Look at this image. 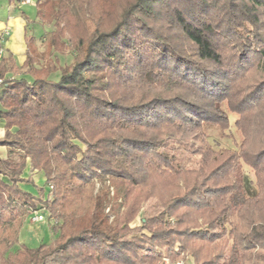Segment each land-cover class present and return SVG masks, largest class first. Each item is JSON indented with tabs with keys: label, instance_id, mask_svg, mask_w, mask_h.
Segmentation results:
<instances>
[{
	"label": "trees",
	"instance_id": "1",
	"mask_svg": "<svg viewBox=\"0 0 264 264\" xmlns=\"http://www.w3.org/2000/svg\"><path fill=\"white\" fill-rule=\"evenodd\" d=\"M94 2L38 0L36 22L54 27L43 42L50 50L41 52L31 35L25 40L26 60L20 69L5 51L0 58V123L5 128L0 147L9 149L7 159L0 157V264H164L165 260L188 264L190 258L200 262L202 256L192 251L191 241H205L209 232L198 229L199 222L208 231L221 226L229 209L254 206L260 193L248 175L236 177L232 186L236 193L230 199H226L231 194L228 187L199 189V181L190 186L183 173L173 169L177 162L172 151L205 121L228 122L221 109L224 104L231 112L245 110L244 103H233L240 96L234 89V72L255 61L264 64L260 32L264 0H129L109 28L106 21L113 10L102 6L97 13ZM81 22L86 26L82 35L76 32ZM65 33L73 41L74 58L70 65L59 67L54 55L65 54L60 47ZM221 38L238 48V57L226 68ZM254 44L260 47L255 50ZM148 50L161 58L152 61ZM134 61L137 77L128 83L123 73ZM21 70L22 77L17 78ZM191 70L219 90L206 91L191 79ZM57 73L59 79L52 80ZM263 97L264 83L244 99H249L248 107H258ZM182 108L204 112L206 117L183 124L165 113ZM126 115L132 121H124ZM178 135L185 138L178 140ZM160 149L167 151L161 154ZM241 158L257 174L264 172V150L243 153ZM28 161L43 173L49 187L41 206L20 187ZM226 164L214 176L232 169ZM144 173L153 179L150 187L151 178L142 179ZM107 179L115 186L116 200L123 198L129 207L115 225L104 213L111 203L108 189L95 193V180ZM151 200L159 204L158 214L142 218L141 227H132L141 204ZM42 209L50 214L56 240L14 251L27 215ZM261 213L253 212L248 236L238 242L241 249L235 246L227 256L201 264H248L245 254L264 249ZM172 217L175 225L169 222ZM164 249L167 257L161 255ZM186 252L190 258L181 259Z\"/></svg>",
	"mask_w": 264,
	"mask_h": 264
},
{
	"label": "rangeland",
	"instance_id": "2",
	"mask_svg": "<svg viewBox=\"0 0 264 264\" xmlns=\"http://www.w3.org/2000/svg\"><path fill=\"white\" fill-rule=\"evenodd\" d=\"M37 1L38 0H32L31 8L35 9ZM94 1V9L97 13L102 6L107 11L113 10V16L109 17V20L106 21V27L109 28L118 20L117 18L119 17L120 13L125 10V5L129 0ZM18 9L19 7L17 8L16 5V10ZM260 13L262 25L260 32L264 34V8L260 10ZM35 23L37 26H33V22L29 23L30 25H32V27L29 28L28 31L37 37V46L39 50L41 52L47 50L48 52V50L50 49H46V46L43 44V42L45 36L54 31L53 24L47 23L45 25H41L36 21ZM85 28V24L81 22V24L77 26L76 32L82 35L86 31ZM219 41V49L223 58L222 67L226 68L228 65H232L234 57H238V48L236 44H233L228 40L226 41L225 38H221ZM60 47H64L63 53L65 54H55L54 59L58 60L59 67H66L73 62L74 58V52H72L73 41L71 40V37L68 33H65L63 35ZM155 47H158L161 51H167V49L162 45L155 44ZM259 47V44H254L253 48L257 50ZM147 54L153 58L152 61H156L161 58L158 52L148 50ZM262 66H264V64L259 65L258 61H255L253 64H248L242 67V69L241 67L236 68L237 72H234L237 73V79L234 84V89L240 93V96L238 95V97H234L233 103L236 106L241 103L245 104V110H243L242 113L231 112L229 111L228 105L224 104L221 109L225 112V116L228 117V122H224L222 120L220 121V124L217 125L215 123L213 124L212 122L205 121L201 125V129H196L194 133L191 134V136L186 137V140L184 139L185 137L183 135L177 136L178 140L184 139V142H182L180 145H176L175 150L172 151V153L176 155L175 158L177 162L174 164L173 169H179L180 173H183V177L185 178V180H189L190 186L194 184V181H199L200 183L197 186L199 189H206L207 187L212 186L228 187L231 194H229L226 199H230L236 193V190L232 189V186L236 185V177L248 175L260 193V197L254 206H251L249 208L239 207L237 209H234L232 207V209H229L227 211L226 218L221 223V226H219L220 224H217V226H213V228L208 231L209 227H207V225L205 224H202V221H200L198 229L209 232V235L206 236L205 241H202L200 239H193L191 241L192 248L194 247L192 251H194L195 249L198 255L202 256V260L200 262H196L195 259L190 258L191 255L186 252L185 254H182L180 258H190L188 264H201L205 259H214L220 255L227 256L230 253L231 249L235 248V246H238L239 249H241L242 245H238V242L240 239H243V237L248 236V228L250 227V223L252 221L253 212H262L261 215H264V172L257 174L256 171L252 167L246 165L244 163V160L241 158L243 153L257 154L259 153V151L264 150V97L261 101L262 103L258 107H248L250 103L248 102L249 99H244L248 96L251 97V95L255 93L258 87L262 83H264V67ZM210 67L216 68V66L212 65H210ZM136 68H138V65L134 61L129 64L127 69L128 71L123 73V75H125L124 77L129 80L128 83H134V79L137 76L133 72L136 71ZM191 71V79L197 82V84L202 85L206 89V91H208L209 93H215L217 92V90H219L218 87H213L209 81L203 79L197 70ZM22 74L23 70L19 72V76L17 75V78L22 77ZM59 76L60 74L57 73L53 75L51 79L57 81L59 79ZM137 88L139 87L134 86L133 90ZM128 91L132 92L131 90ZM124 92L127 93V91ZM128 95L129 96L127 97H131L130 94ZM165 113L183 124L186 123L185 120H188L190 118L199 119L200 117H202L203 119L206 117L204 112H202L203 114L201 113L200 116L198 112H194L192 109L188 108L167 109L165 110ZM123 118L122 119L126 122L132 121L131 118L128 117V115L124 116ZM183 127L186 128V125H183ZM164 151L167 150L160 149L161 154L164 153ZM162 161H158L157 163H163ZM221 164H226L227 166L229 164V166L231 165L232 169L229 171L226 169L223 173L214 176L213 173H215L219 169L218 167ZM225 172L226 174H224ZM146 176H149L151 178L147 184V186L150 187L153 184V179L149 174L144 173L141 175L142 179H144ZM138 177L140 178V176ZM208 178L212 179L208 181ZM206 180L208 182H205ZM95 182V193L101 192L104 189H108V197L111 200V203L105 208L104 213L109 216L110 221L113 222V225H115L118 219H121L122 217L127 215L129 207L127 204H125L123 198H119L116 200L117 195L114 188L115 186H112V183L109 179H107L105 182H100L99 180H95ZM181 193H185L184 190H182ZM219 201L220 200L216 202V205L218 204V209L222 208V204L218 203ZM227 203L228 200L225 202V205ZM158 205L159 204L155 202V200L142 203V207L140 211H138L139 214L135 222L130 225L132 227H141L143 225L141 221L142 218L146 216L151 217L158 214V212L160 211ZM255 208L257 209L255 210ZM208 211L210 212V209ZM175 218L176 217H172L169 220L172 225H175ZM210 219L211 218H209V220ZM261 226L262 228H264V224ZM185 227L186 226H184V228ZM184 228L181 227V229ZM257 230L262 234L263 231L260 227L257 228ZM132 236L133 235H129L128 239L130 240ZM161 255L167 257V250H162ZM245 260L248 264H264V249L257 247L253 251L245 254ZM177 262H179L177 264H183L181 260H177ZM163 263L169 264V261L165 260Z\"/></svg>",
	"mask_w": 264,
	"mask_h": 264
},
{
	"label": "crops",
	"instance_id": "3",
	"mask_svg": "<svg viewBox=\"0 0 264 264\" xmlns=\"http://www.w3.org/2000/svg\"><path fill=\"white\" fill-rule=\"evenodd\" d=\"M19 7L18 10H16ZM32 5H20V3L10 4L6 0H0V36L5 29L10 31V36L3 44L5 54L13 57L17 67L20 69L26 60V37L34 36L28 30L32 27L29 23H34L37 26V9L31 8ZM37 38V37H36ZM13 77V75H9ZM1 109V106H0ZM5 136L4 124L0 123V140ZM9 156V149L7 147H0V157L7 159ZM22 176L24 183L20 185L27 193L36 197L38 204L40 201H45L49 195V187L45 184V177L43 173L33 170L30 162H27L26 169ZM43 192V195L39 194ZM41 206V204H39ZM44 217V221L35 223L32 221V216L27 215L25 224L19 234V244L15 246L14 251L22 246L30 249L38 248L41 245H48L56 240L57 235L53 232V221L47 210L42 209L37 212Z\"/></svg>",
	"mask_w": 264,
	"mask_h": 264
},
{
	"label": "built area",
	"instance_id": "4",
	"mask_svg": "<svg viewBox=\"0 0 264 264\" xmlns=\"http://www.w3.org/2000/svg\"><path fill=\"white\" fill-rule=\"evenodd\" d=\"M22 5H31L32 4V0H25L21 2ZM8 36H10V31L8 29H5L3 31V33L0 36V46H2L6 39L8 38ZM4 55V49L3 47L0 48V58ZM3 87V80H0V91L2 90ZM31 214V218L32 221L35 223H39L44 221V217L42 215H39L38 213H30Z\"/></svg>",
	"mask_w": 264,
	"mask_h": 264
}]
</instances>
